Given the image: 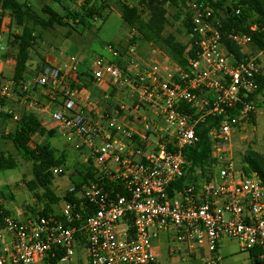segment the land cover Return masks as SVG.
I'll return each mask as SVG.
<instances>
[{
    "label": "built area",
    "instance_id": "2783aa9c",
    "mask_svg": "<svg viewBox=\"0 0 264 264\" xmlns=\"http://www.w3.org/2000/svg\"><path fill=\"white\" fill-rule=\"evenodd\" d=\"M186 6L187 49L194 48L195 57L184 68L166 56L140 61L132 48L122 56L106 43L101 54L47 59L16 87L1 81L0 112L17 121L12 103L18 102L37 114L42 126L51 125L73 151L85 153L93 179L78 191L69 186L73 201L53 214L18 219L0 206V264H36L60 253L61 261L69 260L82 248L87 264H160L154 242L161 233L174 260L218 264L224 239L241 252L264 248V186L256 173L243 170L237 160L243 153L237 158L234 144L254 114L253 102L245 101L260 73L247 51L251 37L228 34L241 53L236 60L221 42L214 9L195 1ZM82 74L97 99L88 88H70ZM108 89L119 98L114 111L101 105ZM207 117L218 119L208 131L207 178L169 192L186 173L182 149L197 141L196 126ZM61 173L53 169L54 176ZM258 259L264 261V253Z\"/></svg>",
    "mask_w": 264,
    "mask_h": 264
},
{
    "label": "trees",
    "instance_id": "16d2710c",
    "mask_svg": "<svg viewBox=\"0 0 264 264\" xmlns=\"http://www.w3.org/2000/svg\"><path fill=\"white\" fill-rule=\"evenodd\" d=\"M49 1L51 4L42 5L40 11L44 16H41L29 0H0L1 16L7 14L14 28L17 29L16 35L13 36L16 53L14 55L12 81L15 83V87L23 79L27 62L30 58V51L38 41L43 39V32L53 29L55 26L64 27L67 29V34L64 36L66 39L73 35V32L80 33V31L85 30L90 33L93 29V21L97 18L102 19L101 12L107 7L106 5H97L94 1L86 0L77 5L76 9H72L66 2L75 5L76 0ZM191 1L208 3L214 9L215 15L220 22L221 42L236 60L241 58V53L239 48L227 38L230 32L249 35L251 37L250 47L257 53L259 52L262 55V59H264V0H139V7L129 6L118 0L114 3L122 23L129 32H133L129 40V46L136 42L138 45L151 44L162 51L170 62L180 68H184L187 58L192 59L195 57V49H187V43L183 44L172 35L164 36L167 14L165 5L169 4L182 8L185 7L186 2ZM55 6H59L63 13L60 14ZM189 23V12H185L182 19L185 34L189 32ZM252 25L256 26L254 32L249 30ZM104 45L99 46V54L102 53ZM120 53L122 54L123 52L120 51ZM116 63L120 66L123 65L121 60H117ZM256 82L258 85L256 92L245 99V101H252L256 106L260 107L258 103H255V98L258 95H264V69L260 70L259 75L256 77ZM81 87L88 88L93 99L98 98L97 90L85 78V74L81 75L80 84L70 83V88L72 89H80ZM107 93L111 97L114 90L108 89ZM238 107L240 108L241 105ZM181 110L189 112L185 107H182ZM234 113L230 112V114ZM251 117L253 118V115ZM252 118L250 120L251 123H253ZM7 121H12L11 116L0 112V124L5 125ZM217 123V118L207 117L203 122L197 124V141L193 145L182 149V155L187 164L186 173L181 180L170 187L169 192H172L173 189L181 188L185 181L197 182L200 179L207 178L206 168L212 162L208 131L212 126H216ZM54 134V130H46L39 122L37 116L29 111L20 112L19 119L14 121L13 129L6 135L0 134L3 139L12 143L18 156L23 161L31 163L32 179L26 182L25 185L27 190L34 195L38 203L43 207L37 204L36 207L40 209L37 211L32 210L31 215L53 214L55 213L52 210L53 205H57L60 201H73V192L66 190L65 194L59 197L52 190V182L55 178L53 169L65 165V155L57 152L48 141L31 146L34 136L45 137L49 140L53 138ZM262 146H264V137H262ZM241 162L244 165L243 170L246 173H256L262 186H264V154L247 149L241 157ZM15 168L16 163L14 160L0 153V171L15 170ZM198 169L201 170V173L196 175L195 172ZM92 179L93 169L91 161L88 159L82 169L70 177V182L74 190L78 191L81 186ZM105 187L106 189L110 188L109 186ZM38 191L40 193H37ZM1 210L5 215L9 214L2 207ZM248 253L252 259L259 262L258 255L264 253V248H254L249 250ZM61 259L62 254L60 253L55 258L44 259L42 263L56 264ZM260 262L264 264V261Z\"/></svg>",
    "mask_w": 264,
    "mask_h": 264
},
{
    "label": "rangeland",
    "instance_id": "374dc122",
    "mask_svg": "<svg viewBox=\"0 0 264 264\" xmlns=\"http://www.w3.org/2000/svg\"><path fill=\"white\" fill-rule=\"evenodd\" d=\"M35 9L41 16V7L43 4H51L49 0H29ZM86 0H76L75 5L66 2L72 9H76L77 5L83 3ZM95 2V4L106 5L107 7L101 12L102 19H95L93 21L92 32H87L85 30L78 32H73L69 38L64 36L67 34V29L64 27L55 26L53 29L43 32V39L38 41L37 44L30 51V63L28 64L29 71L28 74H34L39 70L41 66H45L46 60H56L57 62L63 60L70 54H80V55H91L96 54L100 50L99 46L106 43L114 46L119 52H123L122 56H125L130 48H132V53L134 57L140 61H147L150 59L159 58L163 59L162 51L158 48L152 46L151 44L134 43L129 46V40L133 32H129L126 26L122 23L119 13L117 11L115 1L117 0H90ZM126 3L129 6L139 7V0H118ZM187 4V2H186ZM179 7L166 4V23L164 29V36L172 35L177 40L183 44L187 43L188 38L185 34V29L182 26V19L184 18L185 12L187 11V6ZM56 10L62 14L63 10L59 6H55ZM1 16V11H0ZM145 18V16H144ZM17 29L11 23L10 17L7 14L1 16L0 23V33L2 36L3 49L0 50V83L3 79L11 75L12 66L10 65V60H14V55L16 53V46L13 44ZM97 50V51H95ZM247 51L256 57L260 70L264 69V59L262 55L251 47L247 48ZM100 52V51H99ZM168 59V58H167ZM169 60V59H168ZM9 63V64H8ZM119 98L115 93L107 99L102 100V107L108 111L116 110ZM255 103H258L260 107L256 106L254 103V114L253 123L250 121L246 125L245 130L236 137L234 144L236 148V157L239 158V154H242L247 149L255 150L259 153L264 154V146H262V137H264V95H258L255 98ZM11 103H6L5 106H9ZM12 106L16 109V112H26L18 102H13ZM14 121H7L5 125L0 124V134L6 135L13 129ZM46 130H52L51 125L46 127ZM55 131V130H54ZM31 146L38 143H45L48 141L53 148L59 153L65 155V165L60 167L62 169V174L60 176H55L52 182L53 192L62 197L65 191L71 186L70 177L74 175L78 170H81L83 165L87 163L86 160L80 158L81 156L73 151L64 142V137L57 134L55 131L54 137L47 140L45 137L35 136ZM38 142V143H37ZM0 153L5 156L11 157L16 163L15 170H1L0 171V191L7 193L10 191L14 203L20 206L17 209L19 212H23L25 206H31V210H39L36 207L41 204L34 198L32 193H29L26 187V182L32 179L31 174V163L23 161L17 154L14 146L9 140L3 139L0 136ZM242 156H240L241 158ZM238 162L240 159H237ZM8 189V190H7ZM39 192V191H38ZM12 201V200H8ZM63 201L57 203V205L52 206L54 212H58ZM24 207V208H23ZM22 208V210H21ZM43 208V207H42ZM26 215H31L32 211L25 210ZM14 215V214H13ZM15 217V215H14ZM158 248L160 255V264H205L198 258H191L189 260H174L170 259L166 254V236L161 233L158 239L154 242ZM219 255L221 260L218 264H255V260L249 256L248 252H241L237 243L224 239L221 242L219 248ZM36 264H43L42 262ZM56 264H87L86 251L84 248L75 252V254L69 260H62ZM262 264V263H261Z\"/></svg>",
    "mask_w": 264,
    "mask_h": 264
},
{
    "label": "crops",
    "instance_id": "0c3cea01",
    "mask_svg": "<svg viewBox=\"0 0 264 264\" xmlns=\"http://www.w3.org/2000/svg\"><path fill=\"white\" fill-rule=\"evenodd\" d=\"M10 65L12 66V71H11V75L10 76H8V77H6V79H3V80H12V74H13V67H14V60L12 59V60H10ZM8 63V64H9ZM30 63V58H29V60H28V62H27V68H26V72H27V74H28V71H29V67H28V64ZM42 67V66H41ZM40 67V68H41ZM39 68V69H40ZM98 94V93H97ZM99 96V95H98ZM39 99H42L41 97L39 98ZM35 114V113H34ZM36 116H37V114H35ZM37 118H38V120H39V117L37 116ZM39 122L41 123V121L39 120ZM45 129H47L45 126H43ZM35 137V136H34ZM33 137V139H35ZM54 137V136H53ZM36 140V139H35ZM38 143V142H37ZM39 144H41V143H39ZM77 154H79L81 157L80 158H82L83 160H88L87 159V157H86V155H85V153L84 152H76ZM8 190V189H7ZM29 193H31V192H29ZM37 193H40V192H37ZM34 196V195H33ZM35 198V197H34ZM36 199V198H35ZM8 200H12V201H8ZM13 201H15L14 199H13V197H12V195H11V193H10V191L8 190V192L7 193H5V192H2V191H0V206L2 207V208H4L10 215H12V216H14L15 215V218H18V219H25V218H27V217H29L30 215H26V212H25V210H28V211H32L31 209V206H25V208H24V211L23 212H19L17 209H19L20 208V206H18L16 203H14ZM21 210H22V208H21ZM14 214V215H13ZM220 245H221V243H220ZM220 245H219V248H220ZM219 248H218V251H219ZM256 262V261H255ZM262 262H256L255 264H261Z\"/></svg>",
    "mask_w": 264,
    "mask_h": 264
}]
</instances>
